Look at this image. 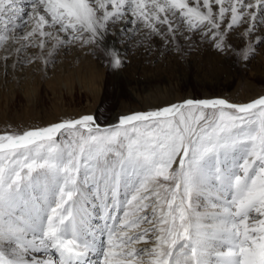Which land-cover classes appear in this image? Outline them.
Wrapping results in <instances>:
<instances>
[{
	"label": "snow or ice",
	"instance_id": "1",
	"mask_svg": "<svg viewBox=\"0 0 264 264\" xmlns=\"http://www.w3.org/2000/svg\"><path fill=\"white\" fill-rule=\"evenodd\" d=\"M23 4L0 0V43L102 45L114 68L125 54L106 38L119 24L157 35L167 26L175 39L179 21L212 36L219 52H236L221 31L226 17L227 32L248 23L245 36L264 17V0ZM254 52L249 45L243 58ZM89 184L106 242L85 207ZM0 264H264V96L246 104L188 99L110 127L84 115L0 134Z\"/></svg>",
	"mask_w": 264,
	"mask_h": 264
},
{
	"label": "bare ground",
	"instance_id": "2",
	"mask_svg": "<svg viewBox=\"0 0 264 264\" xmlns=\"http://www.w3.org/2000/svg\"><path fill=\"white\" fill-rule=\"evenodd\" d=\"M23 6L27 8V0H24ZM260 20H264V17H258L255 32L258 30L259 24L264 26V23L259 22ZM227 22H230L228 17H226L222 26H226ZM249 23L251 22L249 21ZM176 24H178V28L175 32V39L166 32L167 26L161 28L164 35H157L151 33L149 29L143 26H140L142 34H138L134 30L135 26L127 23L119 24L117 28H114L110 32L106 39L108 45L125 54L124 64L121 68L110 66L108 62L110 57L105 55L102 45L92 44L88 48V51H91V55L96 58V68L101 69L102 65L109 64V66L107 65V74H101L98 88L100 94L102 93L103 101H107L109 96L112 99L111 114L108 120L104 122L105 125L117 124L119 123L120 117L130 115L133 112L142 110V108L144 112H147L163 108V106L165 107L172 103H182L188 99L197 101L198 98L202 97L211 99L218 97L217 99H224L229 103L232 101L227 93L233 88L236 79L241 74V67L235 55L229 54L227 57L218 59V55L214 51L203 47L199 52L191 53L192 46L197 44L201 48V41L204 39L202 36L197 37L199 38L198 40L195 39V33H191L186 25L179 23V21H176ZM243 24L245 28L249 26L248 23ZM124 28H127L126 32L122 31ZM255 32L253 34H256ZM197 34L201 33L198 32ZM0 35H3V32L0 31ZM205 38H212V36H206ZM165 42H169L168 46L165 45ZM24 43L23 41H16L15 44H18L16 47L17 53L18 49ZM54 43H52L50 50L42 53L38 52V56L31 58V60L38 59L41 64H46L45 61H49L52 58V55H49V53L59 50L58 48L53 50ZM60 48L63 51V47ZM10 49L12 48L9 45H5L4 50L12 54L11 62L14 65L21 64L26 59L23 56L13 55L15 51L12 53ZM174 52L176 55H174ZM167 54L169 56L173 55L176 61L169 59ZM104 57H107L108 61ZM167 57L169 60L166 61ZM178 58L183 59L184 63H178ZM3 61L0 59V66H3ZM253 68L256 69L254 65ZM259 74V71H257V75ZM96 75L94 74L92 76ZM92 79L91 82H94V77ZM254 79L257 81L264 80V78L259 77H255ZM247 80L244 85L246 90L252 84L250 80ZM51 82L48 84H51ZM91 86L86 85L85 88ZM179 92L184 94L182 99L178 95ZM261 96H264V91L257 89L255 93L245 96L247 99H237L233 102H236L235 104H242L243 102H249ZM123 99H126L128 102L124 103L125 101ZM138 106H142V108L140 109ZM69 118L67 117L66 119ZM96 122L101 126L97 119ZM86 189L93 193V195H88V203L85 207L92 218L97 219L92 225L95 226L94 229L97 241L99 242L101 240H98L100 236L104 237L106 235L100 231L104 227V210L100 199L94 195L95 188L89 184L86 186ZM120 199L121 201L124 199L123 190H121ZM95 206L98 208H94ZM95 210L97 211V217L92 215L95 213ZM114 214L120 216V211ZM100 223H103L102 227L99 226ZM141 246L144 245L142 244Z\"/></svg>",
	"mask_w": 264,
	"mask_h": 264
},
{
	"label": "rangeland",
	"instance_id": "3",
	"mask_svg": "<svg viewBox=\"0 0 264 264\" xmlns=\"http://www.w3.org/2000/svg\"><path fill=\"white\" fill-rule=\"evenodd\" d=\"M227 17L230 19V15ZM244 26L241 23L240 26L234 28L231 32H227L226 26L221 27V31L227 34L226 43L230 42L236 49V52H233L231 49L219 52L214 46L213 38L207 39L205 35L197 34L199 31H191V33H195L196 37L193 36L195 39L198 40L199 38L197 37L200 36L204 39L201 41V48L197 44L192 46L191 53H197L205 48L214 51L218 55V59L227 57L229 54L235 55L241 67V74L236 79L233 88L227 93L232 100L230 103L233 104L236 103L233 101L237 99H247L245 96L255 93L257 89L264 91V80L257 81L254 79L255 77L264 78V45H257L255 43L258 37L264 36V26L259 24L258 30L255 32L256 34H252L251 36L244 35V30L246 29ZM134 30L138 34H142L140 27H135ZM0 31L3 32L2 26H0ZM34 42L29 43L25 46L26 48L21 46L18 49V53L16 52L18 44H15L16 41L14 42V39L0 43V59L4 60L3 66H0V134L6 132L22 133L25 130L46 127L66 120L80 119L83 115H93L100 122L101 127H110L118 124L105 125L104 123L111 114L112 99L109 96L107 101H103L102 93L100 94L98 88L101 74H107L109 64H107L108 66L102 65L101 69L96 68V58L91 55V51H88L91 45H81L79 42H76L71 46L63 47V51L60 50L61 48H58L59 50L52 53V58L48 63L41 64L40 60H31V58L38 56V52L42 53L50 50L52 43L55 41H47L43 49L36 46L37 42ZM168 44L169 42H165V45L168 46ZM5 45H9L12 48L10 49L12 53L15 51L13 55L23 56L26 59L21 64L14 65L11 62L12 54L4 50ZM249 45L255 49V52L253 56L245 60L242 52ZM237 52L241 53V55L237 56ZM174 55H176L175 52ZM167 56L169 59L176 61L173 55L169 56L167 54ZM168 57L166 61L169 60ZM104 58L108 61L107 57ZM178 59V63H184L183 59ZM214 60L216 61V59ZM253 65L256 69L253 68ZM257 71H259L261 76H259L260 74L257 75ZM92 72V75H97L92 76ZM93 77L94 82H91ZM247 79L252 84L246 90L244 85ZM50 82L51 84H48ZM86 85L92 86L85 88ZM153 90L155 91V89ZM178 95L180 99L184 97L182 92H179ZM206 99L212 100L211 98L202 97L198 98L197 101ZM123 101H125L124 103L128 102L126 99H123ZM249 102H243L242 104ZM173 104L177 103L167 106ZM138 108L141 109L142 106H138ZM138 112H144L143 108L131 114ZM67 117L70 118L66 119ZM94 208L98 207L95 206ZM96 212L95 210V213L92 214L95 217H97ZM120 216H122V209L120 210ZM96 220L92 218V223L96 222ZM102 224L100 223L99 226L102 227ZM100 239L106 242L107 237L106 235L104 237L100 236L98 240ZM138 247L144 246L139 245Z\"/></svg>",
	"mask_w": 264,
	"mask_h": 264
}]
</instances>
